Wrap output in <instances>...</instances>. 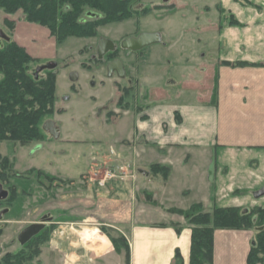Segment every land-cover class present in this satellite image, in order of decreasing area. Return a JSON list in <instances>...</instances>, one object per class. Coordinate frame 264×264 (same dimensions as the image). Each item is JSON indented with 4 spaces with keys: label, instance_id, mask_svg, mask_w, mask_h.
Wrapping results in <instances>:
<instances>
[{
    "label": "crops",
    "instance_id": "1",
    "mask_svg": "<svg viewBox=\"0 0 264 264\" xmlns=\"http://www.w3.org/2000/svg\"><path fill=\"white\" fill-rule=\"evenodd\" d=\"M169 1L173 13L161 17L164 9L157 15L152 11V25L139 33H157L160 40L154 45L172 50L176 37L159 27L169 18L170 27H175L174 19L179 18L184 25L190 22L195 31L190 38L206 54L191 51L179 60L181 67L177 62L165 66L157 57L160 49L145 52L146 47L140 62L143 83L150 88L155 80L173 86L180 78L195 83L205 79L207 97L196 87L193 92L172 90L166 101L145 104L131 122L122 118L112 125L116 131L110 135L116 139L129 133L125 140L134 145L120 153L142 175L132 182L140 185L146 199L134 205L125 199L130 185L110 187L112 198L95 201L90 216L112 218L117 232L111 238H121L127 247H115L97 228L89 231L95 242L85 245L82 230L77 233L82 246L62 249V264H171L177 251L182 264H190L192 227L173 211L193 205H200L203 213L264 208V196L254 197L264 186V0H212V6L199 7L192 0H161L151 6ZM162 66L167 75L156 77ZM134 70L139 71L136 66ZM75 78L77 82L79 75ZM155 165L167 168L166 178L151 172ZM63 209L68 213L69 205ZM254 233L215 230L213 264H246Z\"/></svg>",
    "mask_w": 264,
    "mask_h": 264
},
{
    "label": "rangeland",
    "instance_id": "2",
    "mask_svg": "<svg viewBox=\"0 0 264 264\" xmlns=\"http://www.w3.org/2000/svg\"><path fill=\"white\" fill-rule=\"evenodd\" d=\"M155 1L161 0H136L132 19L101 26L93 38H67L60 44L55 43L46 28L24 22L21 11L6 15L0 10V30L36 60L33 69L54 64L56 99L53 112L47 119L54 123L59 134L54 138L40 128L39 138L27 145L0 142V184L3 190L17 194L14 202L6 204L11 207L10 214L0 221V261L18 248L20 231L30 223L41 221L46 213L51 214L56 224L48 239L36 245L37 256L23 264H62V249L82 246L77 238V233L82 230L86 231L80 236L87 243L85 245L95 242L89 235V231L95 228L106 233L114 246L125 245L121 238H111V234L117 232V224L112 218L90 216L95 201L99 203L101 199L112 198L110 187L116 183L130 185L131 190L125 199H130L134 205H140L146 199L140 185L132 182L135 176L142 178V175L134 169L129 158L120 153L134 145L125 140L129 133L124 131L116 139L110 135V131H116L111 129L112 125L122 118H129L131 122L143 112L145 104L166 101L172 96V90L193 92L196 87L202 90L204 98L209 92V82L205 79L195 83L196 79L180 78L173 86L155 80L149 88L143 83L140 71L142 51L130 52L121 48L124 39L135 37L152 25V14L142 16L140 12L154 8L151 2ZM192 1L198 7L203 3L212 6L213 3L212 0ZM169 3L162 6L161 17L173 13V2ZM152 11L157 15L158 10ZM170 19L164 20L159 29L176 37L177 47L168 50L157 44L144 49L145 52L160 49L157 57L162 58L165 66H169L167 62H177L179 67V60L188 58L191 51L206 54L204 47L191 40L190 35L195 36V31L190 29V22L184 25L177 18L174 19L175 27H170L173 21ZM102 37L113 41L116 49L97 63L96 47ZM3 43L1 40L0 47ZM113 53L124 65L123 78L115 73L110 77L107 72L106 65ZM166 69L162 66L156 77L167 75ZM75 74L79 75L77 82L76 78L71 79ZM116 151L121 155L115 154ZM102 204L104 207L105 203ZM68 205L67 213L63 207ZM27 254L31 256L32 249Z\"/></svg>",
    "mask_w": 264,
    "mask_h": 264
},
{
    "label": "trees",
    "instance_id": "3",
    "mask_svg": "<svg viewBox=\"0 0 264 264\" xmlns=\"http://www.w3.org/2000/svg\"><path fill=\"white\" fill-rule=\"evenodd\" d=\"M135 2L136 0H0V10L6 15L21 11L24 22L46 28L55 43L60 44L67 38H93L101 26L132 19ZM162 9V6H154L152 9L141 10L140 14L145 16L152 10ZM87 12L96 13L99 17H86ZM116 58L113 53L109 61ZM35 62L13 40L4 41L0 47V142L22 145L31 143L39 138L41 125L53 112L56 73L52 69H44L41 71L42 75H35L37 67H32ZM151 172L167 177L165 167L152 166ZM1 177L0 175L2 180ZM173 212L181 214L192 227L190 264H213L215 230L256 229L264 225V208L244 211L229 207L203 213L200 205H193L187 211ZM43 239L40 238L39 241ZM37 244L29 247L32 249L31 256L27 252L8 253L0 264H23L29 261L37 256ZM262 263L264 229H258L254 233L246 264ZM171 264H182L178 251Z\"/></svg>",
    "mask_w": 264,
    "mask_h": 264
},
{
    "label": "water",
    "instance_id": "4",
    "mask_svg": "<svg viewBox=\"0 0 264 264\" xmlns=\"http://www.w3.org/2000/svg\"><path fill=\"white\" fill-rule=\"evenodd\" d=\"M85 16L89 18L99 17L98 14L93 13V12H87ZM1 40L9 41V38L6 37L3 34V32L0 30V46H1ZM159 40L160 38L157 33H141L136 37H128L124 39L121 42L120 46L123 50L130 51V52H138L146 47H149L151 45L158 43ZM115 49L116 47L113 41H111L108 38H104V37L100 38L98 40L97 47H96L97 59L102 60L106 54L115 51ZM53 67H54V64L50 63L45 67L37 68V70L35 71V75H37L39 72H41L44 69L51 70L53 69ZM107 72L109 75H111L112 73H116L119 78H123L125 76L123 63L119 59L113 60L107 65ZM74 78H75V75H72L71 79L73 80ZM42 128L44 131H48L50 135L54 138H56L59 135L57 128L54 126V123L51 120L45 121ZM262 196H264V186L263 188H261L258 192L254 194L255 198H260ZM6 197H7V192L3 190L0 184V200L5 199ZM6 212L7 210L0 211V220L2 219V215L5 214ZM41 227L42 225H33L27 228L26 230H24L19 236L21 243H24L29 238L36 235L40 231ZM263 229H264V225L259 228V230H263Z\"/></svg>",
    "mask_w": 264,
    "mask_h": 264
},
{
    "label": "flooded vegetation",
    "instance_id": "5",
    "mask_svg": "<svg viewBox=\"0 0 264 264\" xmlns=\"http://www.w3.org/2000/svg\"><path fill=\"white\" fill-rule=\"evenodd\" d=\"M116 59H118V58H116ZM116 59H114V60H116ZM100 61V60H99ZM113 61V60H112ZM111 62V61H110ZM109 62V63H110ZM108 63V64H109ZM107 64V65H108ZM107 65H106V67H107ZM116 75V74H115ZM14 188V190L16 191V188L15 187H13ZM6 192H7V197L5 198V199H1L0 200V204L2 205V204H5V205H3V206H1L0 207V211L1 210H7V212L5 213V214H3L2 215V219L1 220H3L4 218H5V216H7L8 214H10V212H11V207H9V206H6V204H8L9 205V203L10 202H12V200H13V202L17 199V194H13L11 191H7L6 190ZM13 196H15V198H12ZM0 220V221H1ZM55 224H56V222L54 221V218L51 216V214L50 213H46V214H44V217L42 218V220L41 221H37V222H33V223H30L28 226H26V227H24L21 231H20V233L18 234V236H17V243H18V248L15 250V252L14 253H25L26 254V252L30 249L29 247L31 246V247H33V245L34 244H37V243H39L40 241H39V239L40 238H44V239H48V237H49V235H50V233H51V231L53 230V228H54V226H55ZM33 225H42V227H41V229H40V231L36 234V235H34L33 237H31V238H29L27 241H25L24 243H21V241H20V239H19V236H20V234L24 231V230H26L27 228H29L30 226H33ZM0 229H2V226H0ZM43 239V240H44ZM42 240V241H43ZM22 255V254H21ZM24 255V254H23Z\"/></svg>",
    "mask_w": 264,
    "mask_h": 264
}]
</instances>
